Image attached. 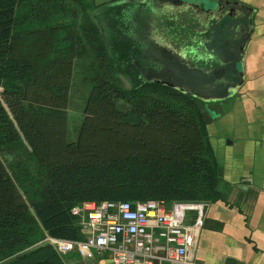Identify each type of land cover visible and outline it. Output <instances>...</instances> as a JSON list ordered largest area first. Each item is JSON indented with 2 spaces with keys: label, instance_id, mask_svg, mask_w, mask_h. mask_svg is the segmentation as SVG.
Segmentation results:
<instances>
[{
  "label": "trees",
  "instance_id": "obj_1",
  "mask_svg": "<svg viewBox=\"0 0 264 264\" xmlns=\"http://www.w3.org/2000/svg\"><path fill=\"white\" fill-rule=\"evenodd\" d=\"M90 6L91 0H0V264H65L44 238L81 237L71 206L84 199L169 204L221 196L198 98L138 77L135 40L119 29L106 32ZM75 62L89 91L70 139L66 111L29 94L38 79L59 95ZM97 112L135 127L117 138L128 146L123 152L107 148L117 136L86 140Z\"/></svg>",
  "mask_w": 264,
  "mask_h": 264
},
{
  "label": "crops",
  "instance_id": "obj_2",
  "mask_svg": "<svg viewBox=\"0 0 264 264\" xmlns=\"http://www.w3.org/2000/svg\"><path fill=\"white\" fill-rule=\"evenodd\" d=\"M91 1L90 13L96 8ZM232 1L250 6V25L230 26L222 32L219 26L205 31V25L196 18L186 25L192 34L210 36L199 57L204 64L221 65L235 57L241 70L232 106L206 124L217 159L221 196L207 201L203 224L187 252L194 264H264V0ZM173 2L150 0L136 12L134 20L106 9L99 12V21L106 28L111 15L119 31L136 28L132 34L126 30L119 34L137 35L138 49L144 40L156 44L160 33L162 42L169 46V36L177 32L178 24L170 5ZM237 3L228 6L238 9L241 6ZM247 29L249 35L240 49L241 35ZM62 255L65 264H112L107 254L89 256L72 251Z\"/></svg>",
  "mask_w": 264,
  "mask_h": 264
},
{
  "label": "built area",
  "instance_id": "obj_3",
  "mask_svg": "<svg viewBox=\"0 0 264 264\" xmlns=\"http://www.w3.org/2000/svg\"><path fill=\"white\" fill-rule=\"evenodd\" d=\"M207 201L84 199L71 206L82 236H45L60 254L104 255L112 264H194V246Z\"/></svg>",
  "mask_w": 264,
  "mask_h": 264
},
{
  "label": "water",
  "instance_id": "obj_4",
  "mask_svg": "<svg viewBox=\"0 0 264 264\" xmlns=\"http://www.w3.org/2000/svg\"><path fill=\"white\" fill-rule=\"evenodd\" d=\"M97 6L95 13L111 9L118 15L133 17L142 5H147L150 0H93ZM185 3V12L187 22L180 25L185 26L194 18L198 23L205 25V31L220 27L221 32L227 31L230 26L237 27L240 25L251 24V8L246 4H239L232 0H176ZM237 3L241 7L235 9L229 7V4ZM173 8L177 3L173 2ZM177 10V9H176ZM185 15V14H184ZM177 17L176 11L174 18ZM98 22L97 19H94ZM162 20V19H161ZM176 20V18H175ZM102 27V24H100ZM187 28V27H186ZM189 30V29H188ZM177 32L169 36L172 50L175 52V82L169 83L175 85L178 89L188 92L198 98V106L204 119L215 118L216 116L227 111L234 101L236 87L238 85L237 74L241 70L238 66V59L235 57L228 59V62L221 65H206L201 60V51L207 45V39L210 36L204 34L184 35L186 37H177ZM248 29L244 35H241L240 49L243 47L245 39L248 37ZM159 38L163 40L160 33ZM177 37V38H176ZM173 38H176L175 40ZM177 40V41H176ZM167 48V47H166ZM165 48V49H166ZM235 54V53H234ZM203 63V65L201 64ZM235 77V78H234ZM164 81V80H163ZM165 83H167L165 81ZM223 89L222 92L218 91Z\"/></svg>",
  "mask_w": 264,
  "mask_h": 264
},
{
  "label": "rangeland",
  "instance_id": "obj_5",
  "mask_svg": "<svg viewBox=\"0 0 264 264\" xmlns=\"http://www.w3.org/2000/svg\"><path fill=\"white\" fill-rule=\"evenodd\" d=\"M91 13L94 14V11ZM131 20H134V17H129ZM94 19L97 20H102V14L97 12L93 15ZM134 22V21H133ZM179 24V23H178ZM177 26V30L180 29L179 25ZM181 25V22H180ZM126 29H121V31H125ZM106 32H108L107 29H105ZM128 33L132 34L131 27L126 30ZM133 40L138 41L137 35H129ZM147 57H144V59ZM77 61V60H76ZM76 62L74 63V70L72 77L70 79V84L69 87L64 82L56 80L57 83H60V88H59V95L54 92L50 86L45 83V86L42 81L36 80V83L33 84V90L30 91L29 97L32 102H41L47 105L55 106L56 108L64 109L66 111L67 115V125H66V131H67V136L70 139L76 138L77 131H78V126L81 122L82 114H83V105L85 103V99L88 95L89 87L86 85L84 86L83 82V75L80 72V69L77 70L75 67ZM79 71V72H78ZM63 81V80H62ZM66 81V80H65ZM52 83L51 81H48ZM54 82V83H56ZM52 83V84H54ZM65 90L66 95L64 94L65 100L61 96V92ZM8 108V107H7ZM57 109V110H58ZM8 111L10 115L13 117L11 110L8 108ZM60 113V112H59ZM99 115L95 114L94 118H92L93 124H95L94 130L92 131H86L85 134L87 135L86 140H89L92 138V140H95V142H99L101 140V136L103 135H108V136H117L114 137L115 139L110 142L111 145H109L107 148L108 150H111V153L114 152H120L122 149L124 150L127 145L122 143L124 146H122L121 142H118L117 138L121 134L125 133H131L135 127L128 126V125H123L121 126V123H118L117 121V116H115L114 113L110 112L107 113L105 116L104 112H97ZM103 113V114H102ZM101 114V115H100ZM14 118V117H13ZM121 132V133H118ZM103 140V138H102ZM123 150L121 152H123Z\"/></svg>",
  "mask_w": 264,
  "mask_h": 264
},
{
  "label": "flooded vegetation",
  "instance_id": "obj_6",
  "mask_svg": "<svg viewBox=\"0 0 264 264\" xmlns=\"http://www.w3.org/2000/svg\"><path fill=\"white\" fill-rule=\"evenodd\" d=\"M175 2L177 3V7H174L176 14H177V17H175L176 21L181 22V24L183 25V23L187 22V20H188L187 14L185 12L186 10L184 7L185 3H181L180 1H176V0H175ZM111 18H113V19H111ZM114 19H115L114 16L112 17L111 15H109V20L107 23L108 25L106 24L107 25L106 29L108 30V33H111V32L115 33L117 31V28H114L115 27V25H114L115 20ZM131 30L134 33L136 31V28H131ZM189 33H190V31L185 26H182V29L179 32H177L176 36L177 37L178 36L179 37H186L184 35H189ZM176 38H173V39L175 40ZM148 39H150V38L148 37ZM156 40H157L156 44H154L151 41L144 40L143 41L144 46L140 45V48H139L140 54L143 56H147L148 59H146V60L144 58L140 59V60L134 59V62L136 63L135 65L137 68L136 69L137 70V76L142 77L145 80L152 79V80H156V81H160V82H164V83L166 81L168 84L174 83L175 82V75H174L175 69L174 68H175V62H176L175 60L176 59L174 56L175 52L172 50V48L174 47L173 43H172V45L170 44L168 46L162 42L163 40L161 38H159V36H156ZM170 42H172V41H170ZM134 46H136V45L134 44ZM164 46H166L167 48L165 49ZM155 58H158L160 60L155 61ZM129 77H131L130 81L125 80L127 83H130L133 80V77L130 76V74H129ZM122 79H123V77H122ZM170 85L176 87L173 84H170Z\"/></svg>",
  "mask_w": 264,
  "mask_h": 264
}]
</instances>
